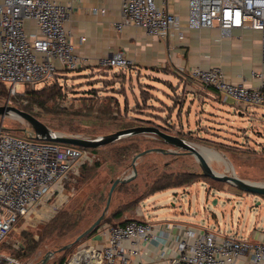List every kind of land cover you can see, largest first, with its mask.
Segmentation results:
<instances>
[{"label": "rangeland", "instance_id": "rangeland-1", "mask_svg": "<svg viewBox=\"0 0 264 264\" xmlns=\"http://www.w3.org/2000/svg\"><path fill=\"white\" fill-rule=\"evenodd\" d=\"M153 75L173 82L161 73ZM113 77L123 80L125 75L116 73ZM78 80L73 83L59 79L61 86L52 87H46L53 81L52 78L36 81L33 88L39 90L25 87V90L34 93L26 92V96L23 93L16 94L8 104L34 114L54 131L96 138L131 126L135 123L131 119L138 115H147L145 120L153 124L157 115L166 116L162 112L165 109H161L164 103L172 105V98L166 94L176 93L160 79L137 77L135 73L130 74V79L114 85L118 98L107 89H101L104 95L97 92L100 89L92 88L99 86L96 81L76 84ZM148 90L153 94L148 97V104L156 109L144 103L132 107L136 101L143 100ZM31 94L36 96L31 97ZM5 96L4 90L0 92V104H4ZM178 98L174 96V101ZM127 105L132 107L130 111ZM187 105L182 107L178 117L175 113L170 115L174 118V127L182 125L184 130L189 129L213 141L247 148V152L242 151V167L230 163L226 156L222 157L225 161L209 158L211 166L220 172H234L242 178L264 183V107H248L247 112L240 117L234 109H220L212 115L201 110L195 113L194 105L190 109H187ZM13 114L8 112L0 115V124L10 133L28 138L32 128L24 118ZM170 125L168 121L167 125L158 126L173 134H181L179 131H170ZM187 138L197 143V146L219 152L224 149L223 145L206 143L190 136ZM86 150L91 152L90 161L81 167L86 163L83 162L78 171L71 175L63 194H55L38 205L33 214L14 225L0 248V264H39L48 251L65 244L70 243L54 260L69 255L82 242L92 243L93 230L77 238L103 212L112 182L116 178H124L133 168L132 177L115 184L102 220L112 223L120 214L136 213V217L141 214L154 223L175 221L213 231L220 230L242 238L248 237L253 229L264 231V196L247 193L227 182L204 177L199 173L198 162L192 154L170 146L153 133L127 135ZM143 150L146 152L133 160ZM187 173L196 175L193 182L149 194L157 184L185 178L184 174ZM219 188L224 189L216 190ZM115 212L119 214L114 217ZM14 241H18L17 246L12 245Z\"/></svg>", "mask_w": 264, "mask_h": 264}, {"label": "built area", "instance_id": "built-area-1", "mask_svg": "<svg viewBox=\"0 0 264 264\" xmlns=\"http://www.w3.org/2000/svg\"><path fill=\"white\" fill-rule=\"evenodd\" d=\"M104 10L93 8L94 12ZM68 14L69 6L54 0H0V83L6 88L4 103H10L25 87L33 88L36 81L52 78L51 83L58 82L60 71L84 65L87 58L76 51L64 27ZM25 20L33 22L35 33L26 32ZM188 21L197 27L217 25L223 32L232 28L258 31L264 64V0H189ZM131 24L142 27L147 35L165 38L179 24V18L154 0H121L119 18L112 26L121 31ZM131 65L122 51L97 58V66L103 69L122 71ZM181 70L202 86L217 91L223 101L231 99L237 111L264 107V71H252L260 82L247 86L230 81L218 66ZM86 149L37 139L30 132L28 138H22L0 124V248L20 219L33 214L38 205L55 194H63L71 175L83 162L90 161L91 152ZM167 228L163 232L166 238L158 241L160 247L152 253L167 264H235L240 258H247L249 264H264V240L183 225H178L169 237ZM153 231L150 222L136 218L113 222L103 228L98 243L82 242L69 255L49 264H144L141 258L154 238ZM12 245L17 246L18 241Z\"/></svg>", "mask_w": 264, "mask_h": 264}, {"label": "crops", "instance_id": "crops-1", "mask_svg": "<svg viewBox=\"0 0 264 264\" xmlns=\"http://www.w3.org/2000/svg\"><path fill=\"white\" fill-rule=\"evenodd\" d=\"M54 1L69 6V14L64 21V27L69 31L70 39L76 51L87 58L84 65L75 71L72 70L73 72L68 70L60 71V77L58 78L66 82L72 81L73 83L79 79L76 84L96 81L99 86L92 88L100 89L97 92H101L104 95L105 93L102 90L107 89L110 94L118 98L119 95L116 93L117 89L114 85L125 79H130L131 73H135L137 77L143 76L162 80V78L153 75V73H161L173 80L174 83L168 79H163L162 81L167 86H170L172 91L174 89L176 93L166 94L167 97L172 98V105L164 103L161 109H165L162 112L166 116L157 115L153 124L162 126L167 125L169 121L171 122V125L168 126L170 131H179L181 136L186 138L189 136L195 137L206 143L223 145L224 149L222 152L226 158L233 165L242 167V151L247 150L246 147L213 141L208 137L192 133L189 129L184 130L182 125L176 128L172 125L174 118L170 117V115L172 116V113H175L176 117H178L186 103H188L187 109L194 105L195 113L197 110H201L215 115L214 111L217 112L220 109H225L226 111L234 109L231 99L223 101L217 91L204 87L198 81L187 77L181 72V69L191 66L204 68L218 66L232 82H241L247 86L258 85L260 77L252 74V71H264V64L261 60V35L258 31L249 28H232L223 32L217 25L212 27L193 26L188 21L189 0H167L166 3L163 0H154L157 6H165L168 11L175 13L179 18V24L171 29L168 36L159 38L147 35L142 27L133 24L124 26L121 31L114 29L112 23L119 18L121 0ZM94 7L104 8L105 10L103 12H94ZM24 28L27 33L36 32L35 26L30 20L24 21ZM81 37H84V39L81 40ZM113 51H122L124 56L132 61L130 67L123 68L121 71L125 75L123 80L113 77L115 74L113 70L97 66L98 57ZM149 86L152 87V85ZM146 92L147 94L144 95L143 100L141 102L136 101L132 107H136V104L144 103L146 106H152L150 108L156 109L152 104H148L150 100L148 97L153 94L149 90ZM174 96L180 98L174 101ZM167 97L166 99L168 100ZM132 107L127 105L128 110ZM204 107L207 109L205 110ZM247 110L248 108L244 112L235 109L233 111L242 117V114L247 112ZM140 111H143V109ZM138 116L131 119L135 122L132 125L152 123L145 120L148 118L147 115ZM165 131L169 132L166 129ZM186 133H188V136H186ZM225 151L230 154H226ZM221 189L224 188L216 190L220 191ZM135 215L136 213L120 214L115 218L116 221L114 222L135 218ZM136 218L148 221L154 226V238L147 243L148 251L141 258L144 264H167L164 259L154 258L152 254L158 251L160 247L158 241L166 238V232L163 233L164 229L167 228L166 226L170 227L166 229L169 232V237L175 234L178 225L193 226L175 221L154 223L143 218L141 214ZM99 224L92 229L93 231L91 230V233H93L92 243H98L101 240L103 228L109 223H104L101 226ZM246 238L264 240V231L253 229ZM132 264H138V262L134 261ZM235 264H249V261L247 258H240Z\"/></svg>", "mask_w": 264, "mask_h": 264}, {"label": "water", "instance_id": "water-1", "mask_svg": "<svg viewBox=\"0 0 264 264\" xmlns=\"http://www.w3.org/2000/svg\"><path fill=\"white\" fill-rule=\"evenodd\" d=\"M8 112H14L16 115L24 118L28 122V125L32 127L33 129L32 131L35 132V133L30 132V134H33V137L37 139H42V140H47V141H52V142H61V143L75 145V146H80L83 148L95 149L101 145L111 143L127 135H133V134H139V133H150V134L153 133L160 140L164 141L170 146L181 149L182 152L192 154L195 157L196 161L198 162V166L200 168L199 173L202 174L203 176H207L216 181L227 182L231 184L232 186H235L238 189L243 190L247 193L264 196V183L260 181H256V180L242 178L236 175L234 172L225 173V172H220V171L215 170L211 166V164L208 162V158L205 156V154L202 153L200 148L196 145L197 143L193 142L192 140L184 136L167 132L155 124L132 125V126L120 128L110 133H106L96 138H88V137H81L77 135H68V134H65L59 131H54L51 128H49L38 117H36L34 114L26 110L20 109L8 103L0 104V115H3ZM154 149L159 150L163 153L167 152L166 150L161 149V148H154ZM144 152H146V150H143L140 153L136 154L133 157V160L139 154L144 153ZM117 182H119L118 178H116L112 182L111 187L108 191L106 204H105L103 212L89 226L85 235L88 232H90L93 228H95L102 221L103 214L105 212V209L108 207V204L110 201L111 192ZM82 236L84 235L78 236L77 239L81 238ZM69 245L70 243L65 244L59 247L58 249L53 250L49 255L43 258L39 264H49L52 260L54 261V259L56 258V255L59 252L64 251Z\"/></svg>", "mask_w": 264, "mask_h": 264}, {"label": "trees", "instance_id": "trees-1", "mask_svg": "<svg viewBox=\"0 0 264 264\" xmlns=\"http://www.w3.org/2000/svg\"><path fill=\"white\" fill-rule=\"evenodd\" d=\"M110 70V69H109ZM113 73H122L120 70L119 71H114ZM123 74V73H122ZM0 85H1V87H2V89L0 90V92H3V90L6 92V88H5V85L4 84H2V83H0ZM52 86H61V84L60 83H58L57 81H55V82H53V83H50L49 85H47L46 87H52ZM40 88H33V90L35 91V90H39ZM34 91H30V90H25V88H24V90H23V92H21V93H23V95L24 96H26L27 94H25L26 92H31V93H34ZM31 97H35L36 95L35 94H31L30 95ZM85 165H87V162L86 163H83V165L81 166V167H83V166H85ZM184 176H185V178H179L178 180H176V181H168V182H163V183H159V184H157V186L156 187H153L152 188V190L149 192V194H151V193H153V192H155V191H157V190H160V189H163V188H167V187H173V186H180V185H182V184H184V183H191V182H193L194 180H195V177H196V175L194 174V173H187V174H184ZM204 177H207V176H204ZM117 214H119V213H116L115 212V214H114V217L117 215ZM104 223H108V221H105V220H102L101 222H100V224H104ZM113 223V222H112ZM109 224H111V223H109ZM34 246H32V248H33ZM31 247H29V249H32ZM65 256H61V258L60 259H63Z\"/></svg>", "mask_w": 264, "mask_h": 264}, {"label": "bare ground", "instance_id": "bare-ground-1", "mask_svg": "<svg viewBox=\"0 0 264 264\" xmlns=\"http://www.w3.org/2000/svg\"><path fill=\"white\" fill-rule=\"evenodd\" d=\"M13 115H16V114H13ZM19 120V119H18ZM24 121V120H23ZM27 123V122H26ZM31 127V126H30ZM32 128V127H31ZM33 130V129H32ZM33 132V131H32ZM33 133H35V132H33ZM199 148H200V150L202 151V153H204L205 154V156L209 159V158H214V159H217L218 161H225V159L223 160L222 159V157L224 156L225 157V155L223 154V152H219V151H215V150H211V149H209V148H207V147H205V146H198ZM226 158V157H225ZM227 159V158H226ZM228 160V159H227ZM231 163V162H230ZM231 165V164H230ZM232 167V166H231ZM135 169L133 168L132 170H131V172L128 174V175H125L124 176V178H120L119 179V182H121V181H124V180H126V179H128V178H130V177H132V175H133V171H134ZM89 228V227H88ZM88 228H86L79 236H81V235H85V233H86V231H87V229ZM53 251V250H52ZM52 251H48L47 252V254L43 257V258H45L47 255H49ZM40 260H42V259H40ZM18 264V263H17ZM31 264V263H30Z\"/></svg>", "mask_w": 264, "mask_h": 264}]
</instances>
